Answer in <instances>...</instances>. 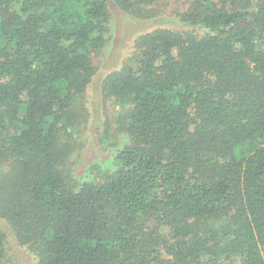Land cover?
<instances>
[{
    "label": "trees",
    "instance_id": "trees-1",
    "mask_svg": "<svg viewBox=\"0 0 264 264\" xmlns=\"http://www.w3.org/2000/svg\"><path fill=\"white\" fill-rule=\"evenodd\" d=\"M171 2L185 27L100 81L114 166L76 177L112 7ZM10 238L36 264H264V0H0V264Z\"/></svg>",
    "mask_w": 264,
    "mask_h": 264
},
{
    "label": "rangeland",
    "instance_id": "rangeland-1",
    "mask_svg": "<svg viewBox=\"0 0 264 264\" xmlns=\"http://www.w3.org/2000/svg\"><path fill=\"white\" fill-rule=\"evenodd\" d=\"M113 8L114 20L110 32V40L96 56L97 74L84 94V103L80 105L81 116L77 120L75 136L79 149L74 152L72 172L76 177L97 174L98 168L102 171L112 166V150L115 144H123L125 140L118 138L114 131V116L117 106L112 102H103L100 95V81L113 68H117L130 55L134 38L158 25L169 24L172 27L182 28L171 14L173 4L168 5L169 12L152 20H143L127 16ZM166 10V11H168ZM175 15V14H174ZM110 126L107 130L106 127ZM101 139V141H100ZM100 142V143H99ZM110 148H106L108 146ZM95 169V170H94ZM94 172V173H93ZM6 264H36L35 256L25 247L20 246L13 238L9 241V252Z\"/></svg>",
    "mask_w": 264,
    "mask_h": 264
}]
</instances>
